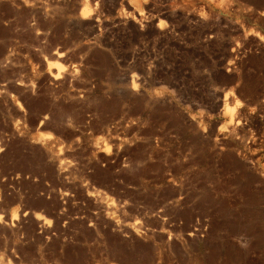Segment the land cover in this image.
<instances>
[{"label": "rangeland", "instance_id": "obj_1", "mask_svg": "<svg viewBox=\"0 0 264 264\" xmlns=\"http://www.w3.org/2000/svg\"><path fill=\"white\" fill-rule=\"evenodd\" d=\"M0 264H264V0H0Z\"/></svg>", "mask_w": 264, "mask_h": 264}]
</instances>
